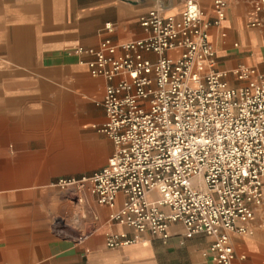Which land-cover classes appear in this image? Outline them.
Returning a JSON list of instances; mask_svg holds the SVG:
<instances>
[{
	"label": "crops",
	"instance_id": "0c3cea01",
	"mask_svg": "<svg viewBox=\"0 0 264 264\" xmlns=\"http://www.w3.org/2000/svg\"><path fill=\"white\" fill-rule=\"evenodd\" d=\"M185 1L0 0V264H214V237L189 235L181 223L169 226L167 238L145 232L135 243L108 247L110 233L136 235L109 219L123 194L113 207L87 196L96 203L84 238L51 233L58 214L51 180L92 171L84 172L88 176L107 164L115 148L109 137L81 124L99 120L90 100L96 85L107 81L92 77L82 63L87 57L70 51L96 47L105 38L116 44L141 38L147 34L143 14L157 8L180 16ZM198 2L203 20L213 21L214 0ZM254 2L227 0L224 20L208 28L217 68L234 86L241 84L232 73L238 66L264 73V8L256 11ZM248 227L249 234H230L235 264H264V202Z\"/></svg>",
	"mask_w": 264,
	"mask_h": 264
},
{
	"label": "built area",
	"instance_id": "2783aa9c",
	"mask_svg": "<svg viewBox=\"0 0 264 264\" xmlns=\"http://www.w3.org/2000/svg\"><path fill=\"white\" fill-rule=\"evenodd\" d=\"M185 4L180 16L157 8L143 14L141 38H105L70 51L87 57L82 63L92 77L107 81L97 101L106 119L91 128L115 148L101 169L52 186L88 184L96 202L110 207L124 195L109 219L136 235L110 233V248L145 232L167 238L169 226L181 223L189 235L214 237V264H235L230 234L251 233L264 202V73L238 66L232 73L241 84L231 85L208 32L224 20L227 0H214L213 21L203 20L198 0ZM254 7L262 11L264 0Z\"/></svg>",
	"mask_w": 264,
	"mask_h": 264
},
{
	"label": "rangeland",
	"instance_id": "374dc122",
	"mask_svg": "<svg viewBox=\"0 0 264 264\" xmlns=\"http://www.w3.org/2000/svg\"><path fill=\"white\" fill-rule=\"evenodd\" d=\"M105 87H106L105 82H102L100 85H96L95 96L92 97V100H90L91 104L93 105L94 109L96 110V116L99 117V120L92 119L89 121H84V123H81L82 126L86 127V125H90V127H91V125L93 123H95V122L100 123L106 119V116H105V118L102 117L103 109L99 105H97L98 99L104 94ZM57 89L60 91L67 92L66 89H64L62 87H57ZM80 98L84 102L88 101L86 98L85 99L82 97H80ZM92 101H95V102L92 103ZM81 118H83V116H81ZM81 132L83 133L84 129H82ZM84 172L89 174L92 171H82L81 175L80 174L65 175V176L59 177V178H67V179L68 178H75L76 180H78V179L82 178L83 176H85ZM61 175H64V174H61ZM58 176H60V175H58ZM59 178L51 180L52 183L48 182L45 185L47 186L49 183L53 184L54 182L59 180ZM53 188L56 189V191H57L58 214L56 215L54 221H52L51 233L55 236L63 237V238H68L71 235H73V236H77L80 239V237L87 236L90 233L89 230L91 227V224L89 223L88 216L90 215V211L92 210V204L96 203V202H94V198H93V201L91 199L87 200V196L90 195L89 185L86 184L84 187H80L78 184H76V185L66 186L64 188H62L60 186H55ZM69 206H70V208L72 206H74V209L71 210L72 213H70V209L65 211V209L66 208L68 209Z\"/></svg>",
	"mask_w": 264,
	"mask_h": 264
}]
</instances>
